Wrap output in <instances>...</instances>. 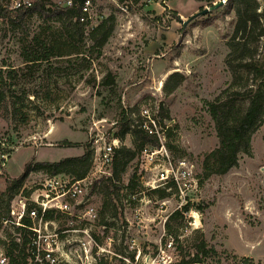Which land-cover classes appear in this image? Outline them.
<instances>
[{
	"label": "rangeland",
	"instance_id": "374dc122",
	"mask_svg": "<svg viewBox=\"0 0 264 264\" xmlns=\"http://www.w3.org/2000/svg\"><path fill=\"white\" fill-rule=\"evenodd\" d=\"M66 1L52 0L60 6ZM219 1L143 3L127 6V12L115 3L98 5L81 54L33 65L26 63L23 50L34 36L62 46L65 53L78 42L66 40L61 23L38 15L26 18V28L0 18V92L8 96L0 98V216L6 177H20L29 162H59L82 155L97 138H102L100 145L110 142L125 109L134 113L132 120L139 119L140 111L146 121L153 116L161 120L151 128L163 147L141 152L131 134L122 141L135 153L122 165L121 184L136 175L140 187L122 191L117 217L110 208L104 213L100 189L88 197L94 183L111 174L110 166L101 172L94 163L82 196L57 220L56 226L70 229L59 264H177L182 256L178 244L184 255L202 237L220 254L209 264H264V123L252 135L250 153H240L238 165L228 173L205 176L203 167L206 154L220 143L207 102L233 81L226 58L236 17L223 14L224 3L186 22ZM111 15L114 29L100 53L89 33ZM13 69L16 73L9 77ZM175 72L185 79L168 93L165 83ZM110 73L114 84L102 85ZM14 97L21 99L17 115L10 103ZM64 140L74 146H65ZM48 176L31 171L25 188L34 189ZM168 177L176 182L173 192L165 190ZM187 203L191 210L168 233V217ZM91 207L98 218L89 215ZM12 231L0 222V241ZM176 235L179 243L170 246Z\"/></svg>",
	"mask_w": 264,
	"mask_h": 264
},
{
	"label": "trees",
	"instance_id": "16d2710c",
	"mask_svg": "<svg viewBox=\"0 0 264 264\" xmlns=\"http://www.w3.org/2000/svg\"><path fill=\"white\" fill-rule=\"evenodd\" d=\"M82 1L74 0L71 6H60L53 3L52 0H35L32 6L27 7L25 10H19L15 14L5 9L0 1V18L8 19L12 24L26 28V18L31 15H38L43 21L61 23L63 35H67L66 40L78 42V46L73 47L74 50L65 53L62 46L49 45L47 40L42 39L39 35L34 36L29 46L26 47L25 45L23 50L26 63L33 65L49 61L53 57L82 53L81 45L84 42L88 25L87 22L80 21ZM232 12L235 13L236 19L232 36L227 42L229 51L226 65L232 71L234 78L227 89L223 90L213 101L207 102V109L215 122L220 143L204 158L205 176L212 174L224 175L236 167L239 162V154L250 153L252 135L264 123V1L261 3L259 0H227L223 14ZM174 15L177 16L176 13ZM113 22L114 16L111 15L99 25L93 27L89 33L95 46L100 49V53L101 48L113 32ZM11 73L13 75L9 74V77H14L16 72L13 69ZM2 78L3 75H1ZM184 79V75L178 72L171 74L165 83V89L168 93H173L182 85ZM114 82V76L110 73L101 84L111 85ZM7 97L6 91L2 90L0 98L7 100ZM10 103L13 114L17 115L21 99L14 97ZM5 109H9V102L6 103ZM160 109L163 108L160 107ZM141 113L142 111L139 112V119L132 120L134 113L129 109L123 110L122 119L116 122V126L119 125V130L113 137L123 141L127 134H131L133 144L139 151L143 152L149 148L159 149L164 143L161 142L157 131L150 133L144 127L146 117L141 116ZM150 119L153 120H147L150 127H153L156 121L159 124L161 123L157 116ZM62 144L74 146L68 140H64ZM85 148L86 150L82 155L67 157L59 162H29L20 177L7 176V196L5 200H1V204L5 208V212L0 216L1 225L5 220H11L12 201L23 189L25 180L31 171H45L50 176L70 175L77 180L89 176L94 167V149H90L89 144ZM135 148L123 144L117 147L110 166V176L97 180L90 192L93 195V192L100 189L104 196V213L110 208L113 210L111 211L114 217L118 216L117 202L122 191L125 189L127 192L133 193L140 187L136 175L129 180L128 184H121L122 165L127 159L134 156ZM176 188V182L173 179L167 181L165 190L169 189V192H173ZM23 191L25 194L29 193L27 189ZM162 194L163 197L168 195L166 191H162ZM191 208V204L187 203L176 209L168 217L166 222L168 233H171L173 222L184 219L185 214ZM63 215L60 212L47 211L44 217L47 220H59V217L61 218ZM23 221L26 225L31 223L28 217H24ZM103 224H105L104 221ZM15 232L20 237L21 242L16 241V237H12V234L8 232L7 235L10 241L5 243L7 255L18 264H40L35 255L32 254V249L35 247L30 244L28 230L26 229L25 232V229L16 227ZM0 242L4 243L5 241ZM175 242L179 243L177 235L170 246L174 245ZM177 249H180L182 255L177 264H209L218 259L220 255L217 248L210 244L205 237L188 245L187 252L184 255L182 254L181 245L178 244ZM131 260H135L134 255L131 256ZM100 264H102L101 260Z\"/></svg>",
	"mask_w": 264,
	"mask_h": 264
},
{
	"label": "built area",
	"instance_id": "2783aa9c",
	"mask_svg": "<svg viewBox=\"0 0 264 264\" xmlns=\"http://www.w3.org/2000/svg\"><path fill=\"white\" fill-rule=\"evenodd\" d=\"M2 6L12 14L19 10H25L32 6V0H0ZM171 0H83L81 22H91L95 19V9L98 5L117 4L120 8L127 12V6H138L145 4H158L167 6ZM224 3L227 0H222ZM74 0H67L63 6L73 5ZM126 6V7H123ZM150 117V116H149ZM151 118V117H150ZM151 121H153L151 119ZM144 127L150 133L156 132L147 123ZM158 133V132H157ZM102 138L94 140L92 145L94 149V163L101 166L99 171L102 172L103 167L111 166L114 158V152L117 147L122 144L119 138L113 137L110 142L99 144ZM163 143V142H162ZM164 145H162L163 147ZM97 149V150H96ZM143 152H147L144 150ZM3 157L5 156L2 155ZM89 176L85 179L77 180L70 175L48 176L43 182L38 184L34 189L29 190L25 194L24 189L13 199L11 204V220H5L4 225L11 228L12 237H16V241L21 242L20 237L15 232L16 227L28 230L31 240L32 254L40 264H59V257L62 255L61 245L65 243V234L70 229L60 228L57 220H47L44 215L47 211L60 212L68 214L70 212L71 201L77 200L84 192V183L88 181ZM169 180V177L167 178ZM90 194V193H89ZM88 197H91V194ZM91 207L88 211L89 215L98 218L97 212ZM28 217L31 220L29 225L24 223L23 218ZM4 243L0 244V264H18L7 255L6 244L10 241L9 236L3 238Z\"/></svg>",
	"mask_w": 264,
	"mask_h": 264
},
{
	"label": "water",
	"instance_id": "95a60500",
	"mask_svg": "<svg viewBox=\"0 0 264 264\" xmlns=\"http://www.w3.org/2000/svg\"><path fill=\"white\" fill-rule=\"evenodd\" d=\"M223 4H224V1H219L218 3H216V4H215L214 6H212L211 8H205V9H204L203 11H201L200 13H197V14L191 16V17L188 19V21H187L186 23L190 22L191 20L195 19L196 17H198V16H200V15H204V14L208 13L209 11H211V10H213V9H216V8L222 6Z\"/></svg>",
	"mask_w": 264,
	"mask_h": 264
}]
</instances>
